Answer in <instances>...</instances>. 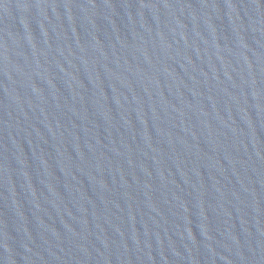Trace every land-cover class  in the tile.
<instances>
[{
  "label": "water",
  "instance_id": "95a60500",
  "mask_svg": "<svg viewBox=\"0 0 264 264\" xmlns=\"http://www.w3.org/2000/svg\"><path fill=\"white\" fill-rule=\"evenodd\" d=\"M0 264H264V0H0Z\"/></svg>",
  "mask_w": 264,
  "mask_h": 264
}]
</instances>
